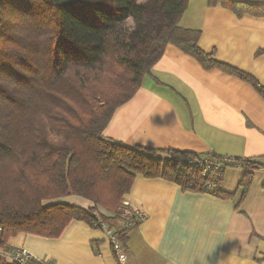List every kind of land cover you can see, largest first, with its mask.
I'll return each instance as SVG.
<instances>
[{"label":"trees","instance_id":"1","mask_svg":"<svg viewBox=\"0 0 264 264\" xmlns=\"http://www.w3.org/2000/svg\"><path fill=\"white\" fill-rule=\"evenodd\" d=\"M189 1L0 0V249L21 234L59 238L72 221L106 225L125 249L127 231L138 226L125 227L123 217L137 175L232 199L236 193L220 187L223 175L243 167L241 201L247 197L259 163L130 147L103 136L169 45L264 99L254 77L217 61L200 49L199 31L181 27ZM209 6L238 18L264 17V4L209 0ZM217 161H226L219 172ZM68 195L94 206L46 203Z\"/></svg>","mask_w":264,"mask_h":264},{"label":"crops","instance_id":"2","mask_svg":"<svg viewBox=\"0 0 264 264\" xmlns=\"http://www.w3.org/2000/svg\"><path fill=\"white\" fill-rule=\"evenodd\" d=\"M180 25L200 32L201 50L264 87V17L238 18L221 6L210 7L209 0H190ZM103 136L130 147L251 160L262 168L243 201V167L223 175L220 187L236 193L232 199L185 192L164 179L137 175L125 204L146 219L127 231L124 263L104 230L81 221H72L56 239L18 235L5 252L22 248L52 264H264V99L252 86L219 70L207 71L169 45L136 95L116 110ZM68 199L83 204L80 198L59 202Z\"/></svg>","mask_w":264,"mask_h":264},{"label":"built area","instance_id":"3","mask_svg":"<svg viewBox=\"0 0 264 264\" xmlns=\"http://www.w3.org/2000/svg\"><path fill=\"white\" fill-rule=\"evenodd\" d=\"M225 162L226 161H217L214 164V167L216 168L217 172L225 168ZM123 217L125 218V227L137 226L144 222V220L146 219V216L142 212L138 210H133L130 207L125 209ZM103 230L106 232L109 238L110 244L113 248L114 254L117 257V260L120 263H124L127 260V254L121 240L115 234L113 229H109L106 225L103 226ZM0 258L12 264H52L50 262L35 258L27 250L22 248L15 249L11 253H7L3 249H0Z\"/></svg>","mask_w":264,"mask_h":264},{"label":"rangeland","instance_id":"4","mask_svg":"<svg viewBox=\"0 0 264 264\" xmlns=\"http://www.w3.org/2000/svg\"><path fill=\"white\" fill-rule=\"evenodd\" d=\"M130 24H132V22L130 21ZM236 170V169H235ZM228 171H234V170H232V169H228ZM228 177V176H227ZM233 178V179H232ZM230 179H232V183H234V181H235V184H237V182H238V180L236 179V177H235V175H232L231 177H230ZM230 179H228V180H230ZM234 184V185H235ZM64 198H80V200H82V203L83 204H80L81 206H79V207H83V208H86V209H89V207H91V206H94V204L91 202V201H89V200H87V199H85V198H82V197H79V196H75V195H68V196H66V197H62V198H58V199H54V200H49V201H46V203L47 204H53V203H64V204H69V203H71L70 205H74L73 204V202H71V200L70 199H68L69 201H66V202H59V200H63ZM126 205V204H125ZM76 206H78V205H76ZM127 206V205H126ZM127 207H129V206H127ZM102 210V209H101ZM102 211H104V210H102ZM108 214V213H107Z\"/></svg>","mask_w":264,"mask_h":264}]
</instances>
